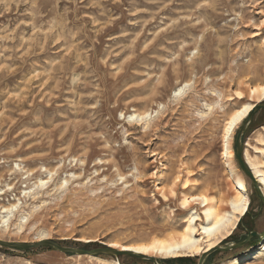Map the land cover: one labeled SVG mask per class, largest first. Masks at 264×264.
<instances>
[{
	"label": "rangeland",
	"instance_id": "374dc122",
	"mask_svg": "<svg viewBox=\"0 0 264 264\" xmlns=\"http://www.w3.org/2000/svg\"><path fill=\"white\" fill-rule=\"evenodd\" d=\"M261 86L264 0H0V212L17 206L0 240L120 251L183 232L187 194L231 214L224 131L235 111L264 103L251 95ZM243 123L229 145L250 202L214 246L224 249L264 234V205L236 159ZM242 142L264 175V110ZM211 249L147 256L199 264ZM0 264L154 263L0 247ZM204 264H264V238Z\"/></svg>",
	"mask_w": 264,
	"mask_h": 264
},
{
	"label": "bare ground",
	"instance_id": "6f19581e",
	"mask_svg": "<svg viewBox=\"0 0 264 264\" xmlns=\"http://www.w3.org/2000/svg\"><path fill=\"white\" fill-rule=\"evenodd\" d=\"M182 91L183 89H180L177 94H180ZM238 94L242 95V93ZM251 95L259 103L264 101V86L253 88L251 90ZM239 98L242 97L240 96ZM253 108L254 104H249L235 111L226 123V128L224 131L223 157L229 160V168L234 171L237 181L236 194L229 202L232 213L222 214L219 206L216 207V205H213L215 202L213 198H209L205 195L190 197L187 196L188 194L184 195L180 204V208L182 211L188 212V216L184 218L183 223L186 224V228L183 232L174 235H168L164 239L153 240L148 244L123 245L120 248V251L133 252L143 256L157 254L158 256L167 259L190 257L192 255H198L204 251L206 252L210 250L220 241L231 235L237 226V223L242 217H244L246 211L248 210L250 200L248 197V185L246 181L238 174L237 167L233 162V150L229 143L238 127L246 120ZM132 117L133 116H131V118ZM248 162L254 172L255 178L259 181L258 183L264 192V175L257 170L256 166H254V163L249 160ZM189 184L187 182L184 183V190L190 188ZM162 197H164L165 201L167 200L164 194H162ZM195 205H200L204 208L202 213L198 214V212H196V208H194ZM2 209L3 211L0 212L2 215L0 233L3 232L4 229L8 228L10 220L14 217V213L17 212V206L12 205L9 208ZM191 212L193 213L190 214ZM199 222H202V224H199ZM200 236L203 237L198 238ZM80 241L83 242V240ZM108 247L117 248L115 244H109ZM259 257V255L256 256L254 253L251 256L252 259H257Z\"/></svg>",
	"mask_w": 264,
	"mask_h": 264
},
{
	"label": "water",
	"instance_id": "95a60500",
	"mask_svg": "<svg viewBox=\"0 0 264 264\" xmlns=\"http://www.w3.org/2000/svg\"><path fill=\"white\" fill-rule=\"evenodd\" d=\"M260 110H264V103L254 105V108L248 115L247 119L244 121L242 128L240 129L236 137V140H235V146H236L235 153H236V159H237L238 165L241 167L243 172L251 179L252 186L254 187L259 199L264 205V194L262 192V188L259 185L257 179L255 178L251 168L248 166V164L246 163L244 159V148L242 144L243 143L242 139H243L246 129L250 126L255 113ZM253 237H258L262 239L264 238V234L259 235L255 232L249 233L247 240L245 242L234 244L231 247L226 248V249H224L221 246L214 247L213 249H211V251H209L208 253L204 254L201 257L199 264H204L206 258L212 253H214L215 251L228 252L231 250L240 249L246 246ZM103 246H106V248L95 249L92 251H85L82 249L64 247V246H61L59 243L50 241V240H42L38 243H32V244H21V243H13V242H6V241L0 240V247L2 248L5 247V248L24 250V251L42 249V248H51L57 252L69 254V255H75V256H92V257L97 256V255H110L114 257L129 256V257H133V258L143 260V261H152L154 264H158V261L153 257L143 256V255L135 254L133 252H128V251H117L115 249L109 248L107 245H103Z\"/></svg>",
	"mask_w": 264,
	"mask_h": 264
}]
</instances>
